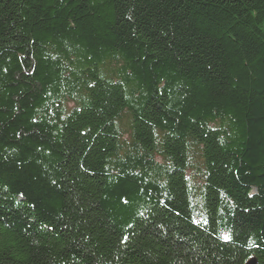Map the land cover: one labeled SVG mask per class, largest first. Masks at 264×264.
<instances>
[{"label": "trees", "instance_id": "16d2710c", "mask_svg": "<svg viewBox=\"0 0 264 264\" xmlns=\"http://www.w3.org/2000/svg\"><path fill=\"white\" fill-rule=\"evenodd\" d=\"M251 258L264 0H0V264Z\"/></svg>", "mask_w": 264, "mask_h": 264}, {"label": "water", "instance_id": "95a60500", "mask_svg": "<svg viewBox=\"0 0 264 264\" xmlns=\"http://www.w3.org/2000/svg\"><path fill=\"white\" fill-rule=\"evenodd\" d=\"M245 264H255V259L251 258Z\"/></svg>", "mask_w": 264, "mask_h": 264}, {"label": "snow or ice", "instance_id": "6c2138e0", "mask_svg": "<svg viewBox=\"0 0 264 264\" xmlns=\"http://www.w3.org/2000/svg\"><path fill=\"white\" fill-rule=\"evenodd\" d=\"M225 239H228V237H225Z\"/></svg>", "mask_w": 264, "mask_h": 264}]
</instances>
